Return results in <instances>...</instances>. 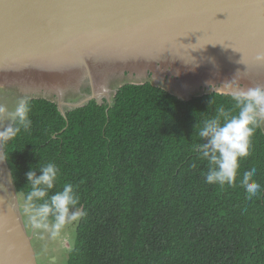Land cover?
<instances>
[{"label":"trees","instance_id":"obj_1","mask_svg":"<svg viewBox=\"0 0 264 264\" xmlns=\"http://www.w3.org/2000/svg\"><path fill=\"white\" fill-rule=\"evenodd\" d=\"M260 100L128 82L66 118L27 98L2 144L17 192L77 222L67 264H264Z\"/></svg>","mask_w":264,"mask_h":264},{"label":"water","instance_id":"obj_2","mask_svg":"<svg viewBox=\"0 0 264 264\" xmlns=\"http://www.w3.org/2000/svg\"><path fill=\"white\" fill-rule=\"evenodd\" d=\"M185 48L190 55L219 57L226 69L231 68L228 64L232 61L238 62V70L264 74V0H0V78L41 59L47 68L69 65L81 70L80 82L84 66L94 70L91 59L102 52L113 56L115 51L155 49L181 54ZM227 80L199 84L210 86ZM229 81L245 86L238 92H210L254 98L256 89L264 90L262 81L253 82L248 90L243 78ZM153 85L184 100L192 97L173 91L169 85ZM93 88L86 103L74 104L69 110L91 100L112 105L108 91L95 96ZM38 90L22 89L25 94ZM57 104L67 118V110ZM251 113L264 117L260 105L256 113ZM0 164L4 171L0 179V264H39L33 238L22 218L2 136Z\"/></svg>","mask_w":264,"mask_h":264},{"label":"rangeland","instance_id":"obj_3","mask_svg":"<svg viewBox=\"0 0 264 264\" xmlns=\"http://www.w3.org/2000/svg\"><path fill=\"white\" fill-rule=\"evenodd\" d=\"M172 70L173 66L168 65L164 67L159 61L152 67L145 68L142 73L128 67L120 68L117 72L110 74L108 77L107 93L110 100L113 101L117 89L128 82L141 83L151 81L167 87L170 85V82L180 79V76L174 75ZM94 72L93 69H87V67L84 66V73L86 76H83L79 84L60 93L55 90L52 91L39 88L38 91L25 94L17 84L0 82V142L4 129L11 126L14 117L27 97L46 96L56 103H60L64 110H69L73 108L74 104L86 103V98L92 95V86L95 90V96H100L98 88L101 87L102 84L99 85L97 83L98 81ZM204 86L206 88L205 90L202 89ZM244 86L242 82H240L239 85L234 82L232 85L229 80L216 81V85L210 84V86L201 83L193 91L189 92L187 96L210 92L212 90L238 92V90L243 89ZM172 90L175 91L174 88H172ZM259 105L260 112L264 114V102L260 101ZM262 121L264 128V117ZM17 194L25 227L33 238L32 243L38 263L67 264L70 252L76 242L77 222L74 220H58L56 222L45 220L35 210L31 203L19 193Z\"/></svg>","mask_w":264,"mask_h":264},{"label":"bare ground","instance_id":"obj_4","mask_svg":"<svg viewBox=\"0 0 264 264\" xmlns=\"http://www.w3.org/2000/svg\"><path fill=\"white\" fill-rule=\"evenodd\" d=\"M123 50L115 51L116 55L110 56L105 52L93 56L91 63L94 68L97 83L101 85L98 91H107V80L110 74L117 72L120 68L128 67L142 73L147 67H152L156 62H161L162 66H173L180 79L170 82V87L180 94H188L193 91L200 82L215 79L235 80L243 78L247 87L250 88L254 82H264V74L243 72V68L238 70V62H230L231 68H225L220 63L219 57H210L202 54H187V50L180 53L168 50ZM181 52V51H180ZM158 53V56L156 54ZM202 55V56H197ZM158 60V61H157ZM43 60H37L33 65H21L13 69L7 76L4 75L0 81L15 83L25 91L45 88L62 92L70 87L76 86L81 78V70L72 69L69 65L57 66L55 69L43 66ZM247 69V68H246ZM244 69V70H246ZM256 75V76H255ZM260 76V79H258ZM4 171L0 164V179H3Z\"/></svg>","mask_w":264,"mask_h":264},{"label":"flooded vegetation","instance_id":"obj_5","mask_svg":"<svg viewBox=\"0 0 264 264\" xmlns=\"http://www.w3.org/2000/svg\"><path fill=\"white\" fill-rule=\"evenodd\" d=\"M261 92H262L263 94H262ZM256 94L259 95V96L261 97V100H262V98L264 97V90L256 89ZM261 100H260V101H261Z\"/></svg>","mask_w":264,"mask_h":264}]
</instances>
